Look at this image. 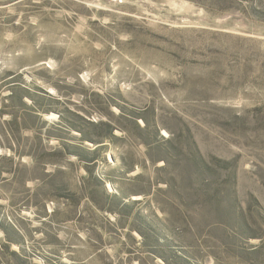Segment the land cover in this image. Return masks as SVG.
I'll return each mask as SVG.
<instances>
[{
    "label": "rangeland",
    "instance_id": "374dc122",
    "mask_svg": "<svg viewBox=\"0 0 264 264\" xmlns=\"http://www.w3.org/2000/svg\"><path fill=\"white\" fill-rule=\"evenodd\" d=\"M0 264H264V0H0Z\"/></svg>",
    "mask_w": 264,
    "mask_h": 264
}]
</instances>
